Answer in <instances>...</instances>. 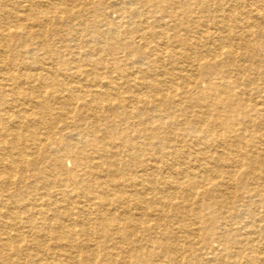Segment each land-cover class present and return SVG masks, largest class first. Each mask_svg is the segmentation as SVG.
Masks as SVG:
<instances>
[{"label": "bare ground", "instance_id": "6f19581e", "mask_svg": "<svg viewBox=\"0 0 264 264\" xmlns=\"http://www.w3.org/2000/svg\"><path fill=\"white\" fill-rule=\"evenodd\" d=\"M263 49L264 0H0V264H264Z\"/></svg>", "mask_w": 264, "mask_h": 264}, {"label": "rangeland", "instance_id": "374dc122", "mask_svg": "<svg viewBox=\"0 0 264 264\" xmlns=\"http://www.w3.org/2000/svg\"><path fill=\"white\" fill-rule=\"evenodd\" d=\"M70 43L72 44V43H73V41H71V40H70ZM261 52L264 54V49H263ZM202 85H204V84H202Z\"/></svg>", "mask_w": 264, "mask_h": 264}]
</instances>
